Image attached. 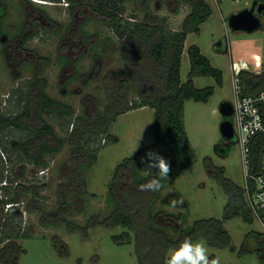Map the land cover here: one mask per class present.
<instances>
[{
  "label": "rangeland",
  "instance_id": "rangeland-1",
  "mask_svg": "<svg viewBox=\"0 0 264 264\" xmlns=\"http://www.w3.org/2000/svg\"><path fill=\"white\" fill-rule=\"evenodd\" d=\"M205 1L210 5L212 12L200 23L198 32L188 31L186 34L181 55L180 78L181 81L187 79L190 68L188 46L194 43L212 65L222 70L223 81L222 85H217L211 75L193 77L195 86L214 85L215 89L207 101L187 99L184 102L183 122L189 142L194 148L195 157L193 162L179 173L170 175L168 180H162L163 186L152 206L153 212L162 210L158 218L161 223L167 221L164 215L167 212L182 213V223L186 226L197 218L221 217L228 195L217 177L209 172V168L216 171L218 167H222L224 176L239 186L244 184L239 144L234 138L228 140L221 134L219 123L223 116L218 106L223 99L233 100L232 74H238L244 69L255 70L264 67V13L259 14L261 28L252 32H236L229 28L226 16L232 11L250 6L253 0ZM123 3L124 18L144 20L148 11L150 16H156L158 22L172 29H180L185 15L190 11L189 4L183 0H148L147 3L146 0H124ZM58 6L55 3H48L45 8L52 17L63 20L66 17L65 11ZM89 30L96 37L97 42L90 56L92 65H94L93 56L100 54V45L103 41L106 42L107 49L103 54L100 74L93 76L86 86H82L78 79L69 85L70 91L62 95L57 84V64L53 60L54 57L51 64L45 66L48 92L70 105L68 108L65 107L67 110L61 115H56L53 111L50 114L41 113L56 134V137L50 139V143L57 149L43 152L42 160L45 164L44 162L35 163L27 157H20L21 151L17 147L20 142L30 136V132L14 126H7L0 130V176H2L0 194L6 190L2 187L3 185L11 186L9 190H14L18 182L25 186H32L22 194L20 205L12 209L4 207L3 210L11 213L19 211L23 227L29 229L32 234L30 237L16 240L23 250L19 253L15 264H139L135 253L133 232H129L131 242L117 243L112 236L126 228L121 225H106L103 220L114 207V201L108 194V187L115 166L125 156L135 154L137 150L154 140V109L151 106L127 109L118 114L111 122L108 131L101 136L100 141L92 140L93 147L100 144L97 158L91 165L83 167L84 185L80 189L84 191L78 197L67 198L69 206L65 214L70 221L80 226H87L86 235L81 229L70 230L65 221L59 224L41 223L42 213L52 216L58 211L60 206L58 190L60 186L64 188L71 181L73 164L69 132L72 128L71 123L77 120V116L86 113L81 97L88 96L86 98L90 106L88 113H103L108 102L104 74H107V81L114 74L125 77L127 65L122 55L123 38L115 34L108 24L94 17L89 22ZM224 38L227 48L224 52H218L215 49L217 43ZM57 40V34L44 31V51L55 45ZM98 67V65L95 66V68ZM18 80L8 74L0 54V110L8 115L16 114L15 111L19 109L13 97L8 98V95H12L11 88L17 84ZM78 85L81 87L80 92H74V86ZM126 97L128 105L134 99L138 100L137 88L129 84ZM70 113L71 122L66 131L64 122ZM218 145L226 147V153L220 149L221 147L217 148ZM139 168L141 174L155 173L154 170H148L145 163ZM41 169L45 171L40 173ZM4 181L7 183L3 184ZM65 190L76 189L68 186ZM170 192L178 194L179 197L168 196ZM173 198H181L184 201L183 205L174 209L170 208L169 202ZM30 199L35 201L31 202L32 206L36 203L39 207H26ZM93 216H97L98 221L90 225ZM10 217L18 219L17 214ZM173 223L178 224L175 220ZM224 226L230 236L227 244L213 245L204 237H198L194 242L205 243L210 258L219 256L221 264H264V246L263 252L256 249L240 251L245 233L250 229L261 228L257 219L248 223L240 216H235L227 219ZM166 230L169 234L177 235L176 231L170 227ZM56 237L66 243L64 251L54 245ZM6 241L0 242V247ZM171 248L173 247L166 250L163 264L167 258L166 253ZM0 264L5 263L0 262Z\"/></svg>",
  "mask_w": 264,
  "mask_h": 264
},
{
  "label": "trees",
  "instance_id": "trees-1",
  "mask_svg": "<svg viewBox=\"0 0 264 264\" xmlns=\"http://www.w3.org/2000/svg\"><path fill=\"white\" fill-rule=\"evenodd\" d=\"M183 1L189 4L190 11L185 15L180 29L165 27L157 21L156 16H150L148 11H146L144 20L124 18L122 15L124 0L94 2L95 9L106 16V23L115 34L123 38L122 55L127 65L125 77L122 78L114 74L106 82L105 92L108 102L103 113L86 112L83 115H78L77 120L71 123L72 128L69 132L73 164L71 181L64 188L60 186V190H58L60 197L58 211L52 216L45 213L41 215V223L59 224L65 221L70 230L81 229L86 235L87 226H80L70 221L65 214L68 212L69 206L67 198L69 196L78 197L84 191L80 189L84 185L83 167L91 165L97 158L100 144L93 147L92 140L95 139L99 142L118 114L127 109L151 106L154 109V140L137 150L135 154L125 156L115 166L108 187V194L114 201V207L103 220L106 225H121L126 228L112 236L117 243L131 242L129 232H133L135 253L139 264H163L166 250L169 247H175L188 236L192 237L193 241L198 237H204L210 244L223 246L230 239L224 226L227 219L240 216L248 223L253 222V216L244 197L243 187L224 176L222 167H218L216 171L209 168V172L217 177L228 195L221 217L197 218L186 226L182 223V213L167 212L164 214L167 221L161 223L158 218L162 210L152 211L153 203L161 190L148 192L139 189V185L156 176V173L153 172L141 174L139 170V167L144 163L145 153L149 150L159 152L171 161L172 172L170 175L179 173L193 162L195 151L189 142L183 122L184 102L187 99L207 101L215 89L214 85L195 86L193 77L195 75H211L217 85H222L223 81L222 70L212 65L200 51L198 45L194 43L188 46L190 68L187 72V79L181 81V55L186 34L188 31L198 32L200 23L207 19L212 12L210 5L205 0ZM147 2L148 0H146ZM238 77L243 85L244 93H256L264 87V72L255 77L244 69L238 73ZM129 84L137 88L139 99H134L128 105L126 93ZM244 84L246 85L244 86ZM51 102L52 100H42L39 111L36 113L30 112L33 104L30 99L26 100L21 113L8 115L0 112V130L7 126H14L30 132V136L20 142L17 147L21 151L20 157H27L35 163H40L44 162L42 160L44 151L57 149L50 143V139L56 137V134L44 120L40 110L51 109L56 115H61L67 109L58 106L51 107ZM70 122L71 113L64 122V130L68 131ZM260 138L257 143L252 144L253 171H256L258 167L262 143ZM219 147L226 153V147L218 145L217 148ZM1 178L2 176H0V180ZM68 186H72L76 190H65ZM2 187L6 190L0 194V242L7 241L0 247V262L15 264L19 253L23 250L16 240L30 237L32 234L29 229L23 227L21 213L19 211L4 212V205L7 201H19L22 194L32 186H25L18 182L14 190H9L11 186L3 185ZM172 195L179 197L174 192H170L168 196ZM31 202L35 201L28 200L26 207H39L36 203L32 206ZM10 214H17L18 219H13ZM173 220L178 224H174ZM97 221L98 217L93 216L90 225H94ZM167 227L174 229L177 235L169 234L166 230ZM54 245L63 249L62 251L66 249V243L58 237L54 239ZM263 246V232L250 229L244 235L240 251L256 249L263 252Z\"/></svg>",
  "mask_w": 264,
  "mask_h": 264
},
{
  "label": "flooded vegetation",
  "instance_id": "flooded-vegetation-1",
  "mask_svg": "<svg viewBox=\"0 0 264 264\" xmlns=\"http://www.w3.org/2000/svg\"><path fill=\"white\" fill-rule=\"evenodd\" d=\"M95 1L98 0H0V54L8 74L19 79L11 88L12 95H8L18 104L16 114L23 111L27 99L33 101L32 113L39 111L42 100H52L51 107L70 106L55 98L46 88L45 66L53 60L57 64L56 79L62 95H66L70 91L69 85L78 79L82 86H86L93 76L100 74L106 42L100 45V54H94L92 65L90 56L97 42L89 30V22L94 17L106 23V16L95 9ZM48 3L62 7L66 17L63 20L52 17L45 8ZM44 31L58 36L55 45L46 52ZM97 65L99 67L95 68ZM103 78L106 89L107 74ZM74 87V92H80V85ZM87 97H81L86 112L90 107ZM40 113H51V109H42Z\"/></svg>",
  "mask_w": 264,
  "mask_h": 264
},
{
  "label": "built area",
  "instance_id": "built-area-1",
  "mask_svg": "<svg viewBox=\"0 0 264 264\" xmlns=\"http://www.w3.org/2000/svg\"><path fill=\"white\" fill-rule=\"evenodd\" d=\"M233 111L230 116L233 138L238 142L243 163L244 197L253 219L264 234V87L256 93H244L237 74L232 75ZM262 140L256 171L252 169V144ZM45 169H41L43 173ZM7 182L4 181L3 184ZM22 200L7 201L5 209L20 205ZM23 212L25 210L23 209Z\"/></svg>",
  "mask_w": 264,
  "mask_h": 264
},
{
  "label": "clouds",
  "instance_id": "clouds-1",
  "mask_svg": "<svg viewBox=\"0 0 264 264\" xmlns=\"http://www.w3.org/2000/svg\"><path fill=\"white\" fill-rule=\"evenodd\" d=\"M39 2V0H35ZM141 139V137H140ZM139 139V140H140ZM139 140L137 147L139 146ZM148 170H155L156 176L139 185L141 191L158 192L162 188V180H168L172 172L171 161L159 152L149 150L143 158ZM182 199L173 198L169 202L170 208L183 205ZM164 264H221V258H210L207 246L203 242H194L192 237H185L178 245L168 250Z\"/></svg>",
  "mask_w": 264,
  "mask_h": 264
},
{
  "label": "water",
  "instance_id": "water-1",
  "mask_svg": "<svg viewBox=\"0 0 264 264\" xmlns=\"http://www.w3.org/2000/svg\"><path fill=\"white\" fill-rule=\"evenodd\" d=\"M260 13H264V0H253L250 6L230 12L226 16V21L231 30L252 32L262 27ZM218 110L223 116L219 123V130L225 138L231 140L233 138V126L230 119L233 111L232 102L228 99L221 100Z\"/></svg>",
  "mask_w": 264,
  "mask_h": 264
},
{
  "label": "crops",
  "instance_id": "crops-1",
  "mask_svg": "<svg viewBox=\"0 0 264 264\" xmlns=\"http://www.w3.org/2000/svg\"><path fill=\"white\" fill-rule=\"evenodd\" d=\"M253 2V1H252ZM247 7V6H246ZM233 31H236V32H238V31H242V30H233ZM220 42V41H219ZM226 48H227V42H226V39L224 38L221 42H220V44H217V46H216V50L218 51V52H224L225 50H226ZM246 70H248V69H246ZM251 74H252V76H254L255 75V77H258V75L259 74H261V73H263L264 72V67H259V68H257V69H255V70H248ZM235 74V73H234ZM233 75V74H232ZM238 75V74H237ZM246 83V82H245ZM216 84V83H215ZM246 84H244V86H245ZM255 219H253V221H254ZM256 230H258V231H261V228H257Z\"/></svg>",
  "mask_w": 264,
  "mask_h": 264
}]
</instances>
